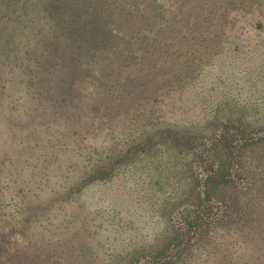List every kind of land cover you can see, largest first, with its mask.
I'll return each mask as SVG.
<instances>
[{"label":"trees","instance_id":"obj_1","mask_svg":"<svg viewBox=\"0 0 264 264\" xmlns=\"http://www.w3.org/2000/svg\"><path fill=\"white\" fill-rule=\"evenodd\" d=\"M17 1L0 0V111L8 108L16 117L11 129L17 142L0 148V264H51L52 255L64 264L82 260L77 252L71 262H65L81 244L76 242L74 232L61 231L54 238L55 246L48 248L47 242L38 240L34 227L56 216L51 208L53 200L71 198L86 182L105 180L117 167L157 147L167 146L182 157V174L188 187L167 209L165 243L157 251L145 252L127 264H176L182 251L189 253L216 231L225 228L227 232L240 218L248 219L249 215L244 217L237 212L250 196L239 207L238 201L246 192L254 191L249 157L252 148L264 142V124L249 127L230 114L215 123L209 121L204 134L164 127L132 137L123 150L89 169L83 180L67 190H62L64 185L56 187L49 169L33 172L28 166L36 159L34 151L38 149L40 153L46 141L63 137L64 131L69 138L73 134L85 135L95 116L100 118V124L111 123L116 113L133 106L132 115L141 119L136 105L142 104L140 109L145 110V104L155 100L150 99L151 94L159 93L165 86L174 90L192 69L209 61L210 51L218 43L203 46L202 41L210 38L205 33L222 27L225 21L233 25L234 18L254 11V7L264 10V0H170L166 5L155 0H47L45 5L54 9L48 14L62 33L94 26L104 30L106 37L96 44L97 52L85 50L80 43L63 44L60 39L33 47L20 43L26 11L20 10ZM41 32L45 35L43 28ZM219 34L214 32L212 36ZM100 50H111L107 60L119 66L110 78L93 69ZM6 70L10 74L1 76ZM82 79L93 83L86 84L92 91L84 106L78 105L81 97L77 96L76 86V81ZM18 113L23 118H18ZM21 132L24 134L17 137ZM41 134H45L42 140ZM33 137L38 140L33 141ZM79 139L80 144L83 138ZM9 185L12 191L8 193L17 200L12 210L5 209L1 200ZM51 191L52 201L46 197V192L48 195ZM11 218L14 220L5 228ZM258 233L264 238V226L249 225L242 240L256 238ZM65 243L70 244L64 246ZM234 245L226 241L222 250L229 248L234 252ZM262 247V252L255 253V264L264 262ZM243 256H239L240 264H244ZM210 264H216L215 258Z\"/></svg>","mask_w":264,"mask_h":264},{"label":"rangeland","instance_id":"obj_2","mask_svg":"<svg viewBox=\"0 0 264 264\" xmlns=\"http://www.w3.org/2000/svg\"><path fill=\"white\" fill-rule=\"evenodd\" d=\"M46 1H17L20 10L26 11L22 17L25 26L20 43L33 47L60 39L63 44L80 43L85 50L97 52L96 44L106 37L104 30L94 26L82 30L74 28L69 34L62 33L61 27L49 16L48 12L54 9L48 8ZM155 1L166 5L170 0ZM39 17L41 19H37ZM231 23L233 25L225 21L218 29L212 25V31L205 33L210 38L209 41H202L203 46L205 43H218L210 51L209 61H203L192 69L182 83L175 85L174 90L171 91V86H165L159 93L151 94L150 99L155 100L146 103L145 110L140 109L142 104L135 106L137 111L140 110L141 119H135L132 115V105L124 113H116L111 123L100 124V118L95 116L94 124L85 135L73 134L69 138L64 131L63 137L58 135L54 140L46 141L45 145L43 141L44 148L40 149V153H37L38 149L34 151L36 159L28 168L33 172L49 169L56 187L64 185L62 190H67L75 182L83 180L89 169L96 168L123 150L132 137L143 133L170 127L172 130L189 129L192 133L204 134L208 131L209 121L215 123L229 114L231 118H241L249 127L264 124V10L254 7V11L237 16ZM42 28L45 35L41 32ZM214 32L220 34L212 36ZM111 52L100 50L95 55L93 69L102 77L106 75L110 78L119 68L118 64L107 60ZM5 73L10 74L6 70L1 76ZM8 77L6 75L5 78ZM88 82L92 83L90 79L76 81L79 91L77 96L81 97L78 105L84 106L88 92L92 91L90 86L86 87ZM159 101L164 102L158 105ZM84 116L88 117V113ZM17 117L23 118L19 113ZM13 118L16 117L8 108L4 112L0 111V148H3L2 145L9 147L17 144L11 129ZM70 129L74 132L73 127ZM23 134L21 132L17 137ZM5 136L7 139H4ZM35 137L33 141L38 140ZM79 137L83 138L80 144ZM43 138L45 134L39 136L40 140ZM252 154L249 165L255 179L254 191L250 194L246 192L239 198L238 207L250 196L237 212L244 217L249 215L248 219L240 218L230 226L231 231L230 228L227 232L225 228L216 231L189 253L182 251L176 264H210L212 258H215L216 264H228L225 260L229 264H240V254H244V264L258 263L254 257L258 251L262 252L264 238L258 233L256 238L242 240V235H245L243 233L249 225L264 226V142L254 146ZM28 168L26 170L30 171ZM37 176L46 178L47 175ZM23 179L29 181L27 177ZM187 187L188 181L182 174V157L167 146L157 147L117 167L105 180L86 182L71 198L55 201L53 191L48 195L46 192L48 200H53L51 208H54L56 216L40 222L34 230L38 231V240L47 242L48 248L55 246L54 238L61 231L67 229L74 232L78 239L76 242L81 244L78 250L77 247L74 249L72 257L65 260L67 263L80 252L83 259L78 258L75 264H127L145 252L157 251L165 243L169 216L167 209L182 196ZM9 191H12L10 185L5 187L7 193L1 200L5 209L12 210L17 200ZM161 210L165 212L164 215ZM14 218L6 222L5 228ZM226 241L235 244L232 248L234 252L229 248L222 250ZM50 257L51 264H64L56 255ZM261 259L264 260V257Z\"/></svg>","mask_w":264,"mask_h":264}]
</instances>
